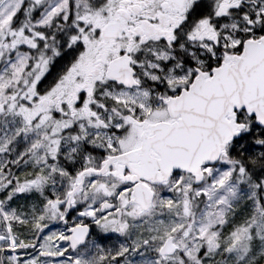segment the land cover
Here are the masks:
<instances>
[{
    "label": "snow or ice",
    "instance_id": "6c2138e0",
    "mask_svg": "<svg viewBox=\"0 0 264 264\" xmlns=\"http://www.w3.org/2000/svg\"><path fill=\"white\" fill-rule=\"evenodd\" d=\"M0 264H264V0H0Z\"/></svg>",
    "mask_w": 264,
    "mask_h": 264
}]
</instances>
